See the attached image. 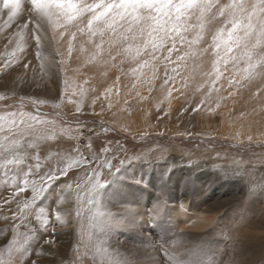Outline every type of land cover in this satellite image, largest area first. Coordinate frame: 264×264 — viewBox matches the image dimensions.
Returning a JSON list of instances; mask_svg holds the SVG:
<instances>
[{"label":"snow or ice","instance_id":"6c2138e0","mask_svg":"<svg viewBox=\"0 0 264 264\" xmlns=\"http://www.w3.org/2000/svg\"><path fill=\"white\" fill-rule=\"evenodd\" d=\"M22 19L24 22L20 23ZM0 21L6 29L16 25L15 32L8 37L5 52L0 54V72H7L13 64L26 59L29 53L25 48L30 47V38L35 42L34 55L40 75L52 78L54 70L62 74L63 83L59 102L31 97H19L17 102L13 99L14 94L0 93V102L12 101L0 107L3 113L0 115V166L6 169L4 175L9 178L6 182L11 184L8 195L0 193V209H3L0 219L11 233V238L0 244L6 249V264H206L204 258L195 256L185 247L182 238L181 242L173 241L167 247L152 244L151 252L146 248L127 251L113 248L111 238L116 232L135 231L142 224H154L161 214L160 201L144 214L128 206V212L122 217L102 210L100 203L101 190L121 167L134 161H148V154L121 152L123 146L118 142L115 148L110 142L96 151L92 137L78 131L71 134L76 145H69L66 150L79 155L61 157L54 167L50 165L46 171H41V157L29 150L37 149L42 141L55 137L56 121L71 122L58 112L54 113L56 120H49L25 111V101H30L33 107L50 103L52 108L60 109L67 93L68 102L75 105V113L82 115L88 89L77 85L65 74L68 61L75 53L76 59L84 58V63L102 60L107 64L108 58L116 60L120 57V63L128 61L137 65L133 74L147 68L151 72V76L145 77L149 84L155 79L159 64L164 63L166 70L173 64L171 71L177 73L180 65L191 61L188 75L195 80V76L202 73V81L208 85V94H202L201 103L211 104L215 91L218 107L220 89L214 86L221 79L223 70L230 72L229 87H243L256 81L264 84V0H0ZM46 44L48 51H45ZM10 45L14 46L9 52ZM30 64V60L23 63L25 73ZM32 71L35 77L37 69ZM74 71L79 72V68ZM170 80H175V76H167L164 85ZM84 83L87 84V80ZM164 85H161L162 90ZM203 87L204 82L197 83L196 91ZM168 91L170 93L171 89ZM257 91H264V88ZM75 123L85 127L79 119ZM59 132L68 135L70 130L60 127ZM82 139L87 143L81 144ZM247 141V144L241 141L238 146H233L230 154L221 156L217 153L215 157H208L225 176L244 180L248 186L245 201L258 193L264 194V149L259 153L255 151L251 135ZM260 144L257 140L256 146ZM64 159L67 164L61 167ZM31 160L36 163H29ZM221 160L227 162L221 166ZM9 166H12L10 177ZM73 168L82 171L83 175L78 172L72 179L70 170ZM61 178L68 180L61 189L66 192L61 199L75 195L74 222L64 218L72 215L70 209L62 214L59 208L52 209L55 221H50L48 210L38 203ZM29 190V197L22 195ZM85 200L89 205L86 212L83 210ZM260 215L264 217V208ZM57 221L68 234L74 233L78 237L73 245L76 255L72 259L68 258L67 250L52 253L42 246L56 243ZM243 225H246L243 218L234 221L222 230L221 235L227 234L232 239ZM36 236L42 243L35 256L56 255L59 259H25V248ZM158 252H163V258L153 255ZM221 264H235V261L230 257Z\"/></svg>","mask_w":264,"mask_h":264},{"label":"rangeland","instance_id":"374dc122","mask_svg":"<svg viewBox=\"0 0 264 264\" xmlns=\"http://www.w3.org/2000/svg\"><path fill=\"white\" fill-rule=\"evenodd\" d=\"M24 19L19 22L23 23ZM15 30V24L6 29L3 27V21H0V54L5 52L8 37ZM51 35L50 31V38ZM28 43L30 47L25 48L29 53L26 59L22 58L13 64L7 72H0V93L14 94L13 99L17 102L19 97L59 102L63 87L62 74L53 70L52 78L41 76L34 55L35 42L29 38ZM13 46L8 47L9 52ZM48 50L46 44L45 51ZM17 54L23 56L22 53ZM28 60L31 64L25 73L23 63ZM108 60L109 67L105 66L107 71L99 78L93 74L91 76L92 69L85 66L82 58L76 59L75 53L68 61L65 74L74 79L77 85H84L88 89L82 115L75 113V105L68 102L67 93L60 109L52 108L50 103L36 106L47 109L50 114L36 112V109L31 110L25 103V111L40 114L46 119L56 120L54 113L58 112L62 117L83 120L85 125L81 128L75 122L64 124L56 121L58 128L55 137L42 141L37 149L29 150L33 155L41 157V171L48 169L45 165L48 156L60 160L61 157L70 154L79 155L66 150L69 145H76L71 134L78 131L92 137L96 151L110 142L112 145L117 136L131 142L142 141L140 147L128 142L126 152L129 155L147 153L149 160L134 161L121 167L100 192L102 210L122 217L129 209L128 206L136 208L144 205L146 210H150L158 201H165L171 207L187 203L211 221V224L201 229L190 227L179 229L171 220H165L164 215H160L154 224H142L135 231L116 232L111 238L112 247L122 251L146 248L151 252L152 244L167 247L173 241L181 242L182 238L185 247L191 249L195 256L204 258L206 264L213 262L221 264V261H228L230 257L234 259L235 264H264V217L260 215V210L264 208V194L258 193L245 201L248 186L244 180L225 176L208 158L215 157L217 153L221 156L230 154L234 150L233 145L238 146L241 141L247 144L248 135L253 137V148L257 153L264 149V91H257L258 88H264V84L256 81L243 87L239 85L235 88L229 87L230 72L223 70L221 79L214 86L220 89L221 99L217 107L215 91L212 92L211 104L201 103L202 94H208V85L206 81H202V73L196 75L195 80L188 75L192 68L191 61L187 65H180L177 73L171 71L175 65L169 64L166 70L164 63L159 64L155 79L149 84L145 80L146 76H151L149 69H141L133 74L132 70L137 68V65L128 61L120 63V57ZM33 68L37 69L35 77ZM76 68H79V72L74 71ZM167 76H175V80H170L164 85ZM85 80L87 84L84 83ZM199 82H204L205 87L196 91ZM161 85H164L163 90ZM168 89H171L170 93ZM93 100L96 101L95 104L92 103ZM11 102V100L0 102V107L3 103ZM25 102L31 104L30 101ZM0 115L3 113L0 112ZM105 126L111 128L110 134H102L101 128ZM60 127L69 129V134L61 135ZM149 137H156L157 142L149 141ZM200 138L210 141L212 148L205 147V143L198 146L197 139ZM257 140L261 141L259 147L256 146ZM84 143H87V140L82 139L81 144ZM226 162L221 160L219 164L223 166ZM35 163L36 161L32 160V164ZM66 164L67 160L64 159L60 166ZM11 167L9 166V177ZM5 170L4 167L0 168V193L8 195L11 184L6 182L9 178L5 177ZM78 172L83 175L77 168L70 170L72 179L76 178ZM67 182V178H61L57 185L49 189L46 197L38 202L48 210L50 221H54L52 209L59 208L63 214L64 203L69 199L71 200L68 210L71 209L72 222L75 221L77 210L75 195L66 200L61 199L66 195L61 189ZM22 195L29 197L31 190ZM88 207L85 200L83 210L86 212ZM2 211L3 209H0V212ZM241 218L245 220L246 225L241 226L232 239H229L227 234L221 235L224 228L230 227L234 221ZM56 224V243L42 246L52 253L58 251L63 253L67 250L68 258L72 259L76 255L73 245L78 237L74 233L68 234L67 229L61 228L58 221ZM10 238V230L5 228L3 220L0 219V244ZM41 243L39 236L34 237L25 248L27 253L25 259H59L56 255L36 257V249ZM5 253L6 249L0 247V264H6ZM153 255L163 258V252Z\"/></svg>","mask_w":264,"mask_h":264},{"label":"bare ground","instance_id":"6f19581e","mask_svg":"<svg viewBox=\"0 0 264 264\" xmlns=\"http://www.w3.org/2000/svg\"><path fill=\"white\" fill-rule=\"evenodd\" d=\"M6 19V17H5ZM82 58V61L84 62V58ZM85 66L88 69H92L90 74L92 76L95 75V77H102V75L104 73H106L107 70L106 67L108 66V63L105 64L102 60L98 61V62H92V63H85ZM106 66V67H105ZM105 67V68H104ZM109 67V66H108ZM108 69V68H107ZM105 70V71H104ZM104 71V72H103ZM109 72V70H108ZM107 72V73H108ZM103 73V74H102ZM111 74V73H110ZM109 74V75H110ZM94 77V76H93ZM91 77V78H93ZM97 78V79H98ZM214 94V93H213ZM142 117V116H141ZM57 159L56 157L53 156H48V158L45 161V165H47V167L51 166H55L57 163ZM29 163H32V160L29 161ZM42 164V163H41ZM2 166H0L1 168ZM6 192V191H5ZM4 192V193H5ZM130 192V191H129ZM62 195V194H61ZM68 198H71L68 197ZM71 199L65 201L66 203H64L65 205V209L63 211L66 212L68 210L69 207V201ZM162 202V207H161V214L160 215H164L163 219L165 220H171L173 223H175V225L179 228L182 229L183 227H190L193 229H201L205 226H207L208 224H211V221H208V219H206L204 217V215H202L200 212L196 211L195 209H193L194 207L189 206V204L185 203V204H181V205H177L176 207H171L169 206L165 201H161ZM71 205V203H70ZM157 205V204H156ZM155 205V206H156ZM154 207V206H153ZM153 207L151 209H153ZM134 209L139 210V212L141 214L146 213L148 210H146L144 205H141V207H136ZM71 210V209H70ZM129 209H127L123 216L128 212ZM72 213V212H71ZM54 215H53V220L54 219ZM65 219H67L69 222H72L73 217L72 216H64ZM211 220V219H210Z\"/></svg>","mask_w":264,"mask_h":264},{"label":"trees","instance_id":"16d2710c","mask_svg":"<svg viewBox=\"0 0 264 264\" xmlns=\"http://www.w3.org/2000/svg\"><path fill=\"white\" fill-rule=\"evenodd\" d=\"M25 103L29 105V107H30L31 110L36 109L35 110L36 112H39V113H42V114H50V111H47V109H44V108H41V107L40 108L33 107L31 104H29L27 102H25ZM66 119L68 121L72 122V123L75 122V120L73 118H66ZM81 121H83V120H81ZM101 132H102V134L106 135V134H110L112 132V130H111L110 127L105 126V127H102L101 128ZM123 138L124 137H120V136L119 137L118 136L115 137L114 143L111 146L113 148H115L116 147V144L118 142L119 145H122L123 146V148L121 149V152H124V151H126L128 142H130L131 144L133 143L137 147H140L141 144L143 143L142 141H132L131 142V141H128V140H124ZM148 140L149 141H155V142H157V138L156 137H149ZM197 140H198V142H197L198 146H202V144L205 143V147H207L209 149L212 148V144L210 143V141L205 140L203 138H200V139H197ZM233 146H236V145H233Z\"/></svg>","mask_w":264,"mask_h":264}]
</instances>
